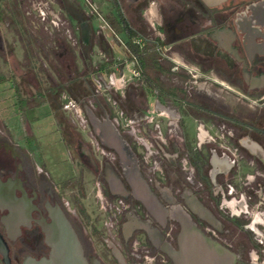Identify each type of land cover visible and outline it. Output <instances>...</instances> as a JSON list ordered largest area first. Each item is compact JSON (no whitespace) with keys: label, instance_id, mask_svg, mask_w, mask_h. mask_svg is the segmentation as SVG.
<instances>
[{"label":"flooded vegetation","instance_id":"af4514ba","mask_svg":"<svg viewBox=\"0 0 264 264\" xmlns=\"http://www.w3.org/2000/svg\"><path fill=\"white\" fill-rule=\"evenodd\" d=\"M82 1L90 20L97 22L98 27L100 15L110 29L98 33L96 30V39L104 34L118 37L110 14L101 12L97 0ZM98 1L107 9L113 6L122 13L138 35L131 39L132 44L138 40L141 49L151 42L157 53V66L149 70L152 86L145 82L137 57L129 56V61L135 58L139 75L126 85L125 101L120 102L123 115L133 121L143 140L136 139V132L117 129L132 151V138L143 154L144 139L151 144L149 160L143 156L140 162L135 150L133 153L139 172L161 205L162 216L153 217L133 198L127 182L131 168L101 144L88 119L84 131L88 143L71 133L79 167H87L102 183L99 186L97 182L96 193L106 202L127 206L116 219L117 238L109 236L110 229L103 225L104 215L101 227L108 243L116 248V244H122L121 221L128 215L135 219L137 230L127 244L126 263L144 264L131 256V245L137 241L142 250L154 257V264H264V220H260L264 219V0H224L213 6L203 0ZM89 4L94 7L93 12ZM163 49L182 62L178 63L182 73L177 67L164 65L166 60L175 61L162 55ZM191 61L197 64L195 69L183 64ZM164 74L187 76V82L183 86L169 85L161 80ZM197 89L203 92L200 99L190 93ZM224 90L237 95L238 100L241 97L243 103H252L248 104L252 111H225L219 95ZM147 93L154 100L151 113L147 109ZM188 111L201 117L195 133L197 148L193 150L183 133ZM148 117H152L150 124ZM98 118L104 120L106 116ZM162 118L166 119L163 126ZM90 137L104 149V154L96 155ZM63 140L69 152L66 138ZM25 153L0 122V181H14L15 195L29 202L26 210L30 216L19 224L15 234L4 224L10 211L0 209V239L6 249L5 259L0 255V264H24L28 258L46 257L49 249L37 221L49 222L50 207L59 206L66 214L54 187L40 168L36 171L32 167ZM112 174L123 187H115L114 193L107 182ZM160 176L166 179V185ZM67 217L85 254L91 256L88 244ZM156 231L160 234L157 247L153 242Z\"/></svg>","mask_w":264,"mask_h":264},{"label":"rangeland","instance_id":"374dc122","mask_svg":"<svg viewBox=\"0 0 264 264\" xmlns=\"http://www.w3.org/2000/svg\"><path fill=\"white\" fill-rule=\"evenodd\" d=\"M47 2L48 4L45 6V11L51 14H58L60 17V21L62 22L59 27H56L54 29L47 28V30L44 29V26L40 24L38 21L39 18L36 15V10L31 8L30 6H25V9L23 10L24 15L26 16V13H30L28 16V19H26V26L30 30V33L28 32L27 38L30 37V40L32 41V38L41 37V33L46 35L48 33H56L58 35H61L63 40L66 42L67 46L73 51L77 52L75 63L77 68L81 73H85L86 71H89L92 74L93 68L98 69L102 67V79L105 81V83L109 80V72L112 71V67L115 65H118V68L120 66V61H118V57H123L122 50L119 46H121L116 37H111L110 43H114L113 51L114 55L113 58L109 61V58L105 57L103 58L102 54H100L97 51H90L91 56L89 58V68L85 65L84 60L80 55L78 54V37L77 33H75L76 29L72 26L69 19L67 18V15H65L60 7V3L58 0H43L42 1ZM40 0L31 2V6L38 8L37 10H43L42 6H40ZM59 6H57L56 4ZM97 6L101 9L102 13L107 12V8L104 6L102 1L95 2ZM45 4V3H44ZM30 5V4H29ZM31 8V11L29 10ZM23 9V8H22ZM44 11V12H45ZM100 11V10H99ZM36 13V14H35ZM51 14H46L45 20L48 22V20L53 19L51 17ZM27 17V16H26ZM143 23L145 19L140 16ZM50 23V22H48ZM69 24V25H68ZM39 29V30H35ZM68 31V32H67ZM64 32H67V34H64ZM144 34V32H143ZM68 35V36H67ZM150 38H153V35L149 33L148 35ZM32 37V38H31ZM101 38H98L96 40H100ZM72 42L74 44L72 45ZM32 51L34 52V55L37 57L38 61H41L39 53L40 49L37 47V45L32 46ZM162 55H169L168 50L163 49L161 51ZM115 57V58H114ZM169 57L173 58L175 63L171 62L170 60H166L164 62V65L166 67H177L178 72H181L180 64L182 63L179 59L174 57L173 55H169ZM163 58V57H162ZM56 68H59L62 72V68L55 59L53 61ZM184 65L195 69L197 67V64L194 63V61H191L190 63H183ZM43 68L45 71L44 77H45V86L51 85L56 82L58 79L56 76V73L54 70H50L48 63L45 62V65H43ZM46 72V73H45ZM182 73V72H181ZM184 75V74H183ZM66 77V76H65ZM25 78L28 80V77L25 76ZM25 79V80H26ZM90 83L92 86V89L96 93L95 97H91L86 99V102H82V104H79L75 99L71 98L70 95L66 92H60L58 93V102L61 105V111H62V119L65 122V125L62 128L61 134L64 138H66V142L69 144V152L65 150L63 145L61 144L60 136L57 133L56 125L53 122L52 118L49 117L48 110L45 109H35L34 101L28 102V104L25 107V110L29 113V119L26 122V128L23 129L26 132V136L30 138L26 141V145L24 147H20L21 149L26 151V156L28 159H30L32 163V167L37 171V168H40L42 170V175L46 178V180L54 187V190L56 191L58 197L63 202V205L66 210L67 216L72 220L75 227L78 229L80 236L85 240V242L88 244V248L90 250V254L94 255L102 264H115L113 259L110 256L109 250L104 246L103 243L100 242V240L93 234V229H96L97 232L101 233V235L106 240L107 237L104 235L103 230L101 229V223L104 218V212H101L100 210V204L99 200L95 197L96 194V184L98 182L99 186H102V183L100 182V179H97L94 177L90 171L87 169V167H79L78 165V158L76 157L75 150L73 148V142H74V135H71V133L78 135L84 142L88 143L87 138L85 137V132L82 130V128L79 125L78 119H76L75 112L73 108L70 106V100H74L77 107L79 108V113L81 116L86 118L85 111L89 110V108H93L96 110V112L99 115H102V109H104L108 115L109 119L117 118L119 122L125 123V120L127 118L123 115L125 112L124 109L121 107L120 103L115 102L113 100V97L111 95L114 94L115 96H118L122 98V104L125 101V98H123V91H115L113 89H107L104 90L103 85H100V81L98 78H95L94 76H89ZM197 84L200 86L201 82L198 78H196ZM26 80V81H27ZM161 80L169 85H178L183 86L185 82H187V76L178 77L176 75H162ZM29 83H31L28 80ZM18 87L20 90V93L23 95L25 92L32 93L33 90L31 88H27L26 85H24L23 80H19ZM193 88H196L194 84H191ZM10 84L7 83H0V112L2 116H11L15 112V106L11 105L13 102V98H10V95H12L11 88L9 89ZM199 88V87H197ZM191 96H195L196 98L200 99L203 92L200 91V89L197 90H191L190 91ZM220 100L223 101L224 109L225 111L229 112H236L240 111V114H247L249 111H252V108L248 107V104L253 105L249 102H241L242 98L235 94H232L231 92L223 91L222 93H219ZM146 101H147V109L151 113L153 110V104L154 100L152 95L149 93L146 94ZM68 109H63L64 105H68ZM18 106V103L16 104ZM85 106L86 108H83L82 106ZM98 106V107H97ZM190 115H187L185 117V120L183 122V133L184 137H186L190 148L193 150L197 148V140L195 138V133L197 127L201 124L199 121L201 117L199 115H194L191 111H188ZM34 118H37L38 123H35L32 121V123L29 122V120H34ZM156 118H161L156 116ZM87 119V118H86ZM163 123L162 126L165 124L164 118H162ZM13 120V119H12ZM34 123V124H33ZM2 124V123H1ZM119 129L122 130L124 133H126L127 127H124L123 124H120ZM165 127V126H164ZM18 129L19 125H18ZM6 130V127H5ZM34 130V132H33ZM32 131V133H31ZM7 132V130H6ZM35 133V134H33ZM17 137L23 138V133L20 132ZM12 141L17 144V139L11 138ZM130 145L132 149L135 150V154L137 155L140 162L143 161V150L141 147L135 142V140L132 138L129 140ZM22 145V144H21ZM96 155H98L96 153ZM98 159V158H97ZM99 160V159H98ZM152 160V159H151ZM152 161H149V165H151ZM164 164H166L163 161ZM48 166V168H46ZM151 167V166H148ZM159 179V178H158ZM163 184H167L166 179L164 177L160 176L159 179ZM101 188V187H100ZM82 191V195L81 192ZM105 194V192H104ZM78 197L79 202L76 201V198ZM82 211L84 212V215L82 214ZM264 220V219H260ZM90 222L91 224L89 225ZM257 228V226H256ZM262 228V227H260ZM261 231V229H259ZM138 263V262H137Z\"/></svg>","mask_w":264,"mask_h":264},{"label":"crops","instance_id":"0c3cea01","mask_svg":"<svg viewBox=\"0 0 264 264\" xmlns=\"http://www.w3.org/2000/svg\"><path fill=\"white\" fill-rule=\"evenodd\" d=\"M58 1L60 3V7L56 3L55 4L59 8H61L62 12L65 15H67L70 23L72 24L74 29H76L75 33H77L78 37V54L84 60L85 65L88 68L90 66V51H97L103 56L109 58L110 61L114 55V43H110L111 38L107 34H104L100 40H96L95 31L98 23L90 20L83 1ZM30 2L31 0H0V10L3 12V17L0 19V83L10 84L9 89L11 88L12 91V95H10V98H13V101L16 100V102H13L11 104L12 106H15V112L11 116L12 118H10L9 116H2L0 112V122L3 124L4 128L6 127L7 133L10 138H18L17 145L20 147H24L26 145V141L30 138L26 136V132L23 129L26 128V122L29 119V113H31L26 111L25 107L28 102L32 100L34 101L35 109L39 110L41 108H46L48 110L49 117L52 118L57 127L56 131L60 136L61 144L67 151V147L64 143L61 131L58 130L50 96L46 94L45 99L47 100V102L40 104L38 103L39 101H42V98L37 96V92L43 91L48 86H50H45L44 84L45 77L43 71L45 70L43 68V65H45V62L48 63L50 70H54L56 73L58 79L51 85L57 84L59 80L64 81L65 78H75L76 75H79L80 77L85 76L88 79L89 76L94 75H91L89 71H86L85 73H81L79 71L75 63L77 52L73 51L67 46L61 35L50 32L46 35L41 33V37H36V39L31 37L32 41L30 40V37L27 38L28 32L30 33V30H26L28 29V27L26 26V19H28V14H26V17L25 15H22V12L25 9V6L29 7ZM107 13L110 14L112 18V16L116 14V9L113 6H109L107 9ZM35 30L39 29L35 28ZM116 33L118 34V38L121 39L126 45V42L128 40L125 34L118 32ZM33 45H37V47H39V56L41 61H38L37 57L34 55V52L31 49ZM119 47L122 50L123 57H114L115 59H118V61H120L121 65V67H119L117 71L118 74L124 70L123 65L129 63L130 59L128 49H124L122 46ZM55 59L57 60V62H59L63 72L59 68L55 67L53 63ZM113 64L115 65V63ZM94 69L95 68H93L92 71H94ZM102 70V67H100L99 70L97 69L98 73H100L101 75ZM25 76L28 77V80L31 83L28 82ZM19 80H23L24 85H26L27 88H31L33 92H25V94L22 95L17 85ZM100 82L105 83V81ZM52 95H54V93ZM17 103L18 106L16 105ZM32 121L38 123L37 118H34V120H29L30 123H32ZM18 125L20 130L18 129ZM20 132L23 133V138L17 137ZM46 168H48V166ZM135 224V219H133L132 216L125 215L122 218L120 227V237L122 239V244L116 245H118L117 249L121 252L126 260L128 257L127 244L132 238L134 231L137 230ZM156 234L160 236L158 231H156ZM100 242L108 248L111 256V248L109 246L108 239L105 240L103 237V240H100ZM127 264L139 263L127 261Z\"/></svg>","mask_w":264,"mask_h":264},{"label":"water","instance_id":"95a60500","mask_svg":"<svg viewBox=\"0 0 264 264\" xmlns=\"http://www.w3.org/2000/svg\"><path fill=\"white\" fill-rule=\"evenodd\" d=\"M203 1L208 6H213L220 4L224 0ZM86 117L100 139L101 144L113 151L120 163L131 168L127 182L133 198L153 217L162 216L163 210L161 205L138 170L135 154L122 139L112 120L109 117L99 120L91 110H86ZM112 176L111 181L107 182L111 192L114 193L115 187L119 189H123V187L119 178L115 174H112ZM26 204L29 205V202L25 198L20 199L16 197L14 181H0V209H7L11 213L5 219L4 224L9 231L12 229L15 234L19 232V224L30 219L29 212L26 210ZM48 217L49 222H45L44 220L37 221L41 227L44 242L49 249L48 255L39 259L28 258L24 264H102L94 255L87 256L85 254L77 232L59 206L50 207L48 209ZM144 229L146 232L149 231L146 228ZM154 235L153 242L157 247L160 238L155 232ZM109 246L111 248V256L117 264H127L121 252L113 244L110 243ZM0 255L5 259L6 249L1 239Z\"/></svg>","mask_w":264,"mask_h":264},{"label":"built area","instance_id":"2783aa9c","mask_svg":"<svg viewBox=\"0 0 264 264\" xmlns=\"http://www.w3.org/2000/svg\"><path fill=\"white\" fill-rule=\"evenodd\" d=\"M33 1H37V0H31V2ZM43 0H40V6H42V8L45 11V6L48 4L47 2H42ZM31 2H30V7L33 8L34 10H36V15L38 16L37 18L38 21L40 22L41 25L44 26V29L47 30V28H51L54 29L56 27H59V25L62 23L60 21V17L57 14H51L48 12H44L43 10H37L38 8L33 7L34 5L31 6ZM88 3V2H87ZM90 6V10L93 12L95 9L94 7L89 4ZM31 8L29 9L31 11ZM28 14V16L30 15V13H26ZM46 14H51V17L53 19L48 20V22L44 21L45 20V16ZM99 19V25L97 27V33L101 32L104 28L109 29V27L106 25V23L102 20V18L100 17V15L98 16ZM48 31V30H47ZM110 31V29H109ZM68 32V31H67ZM67 32H64V34H67ZM68 36V35H67ZM116 37V36H115ZM118 43L124 48L126 49V45L123 41H121L118 37H116ZM134 44L139 45V41L138 40H134L133 41ZM74 44V42H72V45ZM103 56V55H102ZM104 58V56H103ZM136 60L133 57L131 59V61H129V63L123 65L124 66V70L121 73H117L118 71V65H114V67H112V71L109 72V80L106 83H99L100 85H103L104 90L107 89H113L115 91H123L124 88L126 87V85L133 79H136L139 75V71L136 68ZM121 66V65H120ZM70 106L73 108L74 112H75V116L76 119H78L79 121V125L82 128L83 131L87 130V120L85 117L81 116L79 113V108L77 107L76 103L74 100H70ZM69 108V104L68 105H64L63 109H68ZM148 123L150 124L152 121V117H148L147 118ZM113 124L119 128V126H121L120 124H123L124 127H127L128 129L127 131H132V132H136V134H138V129L136 128V125L133 123V121L131 120H125V123H121L118 121L117 118L112 119ZM135 134V137L137 140H143L142 137L138 134V136ZM90 144L92 146V149L98 153V154H104L105 151L104 149L98 144V142L93 138L90 137L89 138ZM144 146L146 148V150L144 151V159L147 161L149 160L151 153H152V149H151V144L148 143L145 139H144ZM96 197L99 200V204H100V210H102L104 212V214H106V218L103 222L104 227L110 229V234L109 236L112 238H117V231L115 229V223H116V219L119 217V215L124 212V210L127 208L126 205H123V208L121 207L122 205L120 204V202H116V203H109L106 202L102 199V197L100 196V194L97 192L96 193ZM131 256H133L136 259H139L140 261H142L144 264H154V257L150 254H148L145 250H142L140 244L137 241H134L131 245Z\"/></svg>","mask_w":264,"mask_h":264},{"label":"trees","instance_id":"16d2710c","mask_svg":"<svg viewBox=\"0 0 264 264\" xmlns=\"http://www.w3.org/2000/svg\"><path fill=\"white\" fill-rule=\"evenodd\" d=\"M22 15L24 16V12H22ZM3 17V12L0 10V19ZM111 24L113 28L115 29V32L118 33H124L127 37L126 46L128 49V54L130 56L137 57V60L141 67H143V78L145 79V82H147L150 86L154 83V80L152 79L151 74L149 73V70L152 69L154 66H157V53L155 51V46L151 42H146L143 48H139L137 45L131 43V39L133 37L138 36L137 32L128 24L127 20L124 18L122 13L120 11H117L115 15L111 18ZM122 25L123 28L120 27ZM93 74L95 78H98L99 81H102V75L98 73L97 69L93 71ZM93 77V76H92ZM78 78V79H77ZM90 79L83 76L80 77L79 75L72 77L70 79L65 78V80H59L57 84L50 85L43 91L37 92V96L42 98V101H39L38 103H45L47 100L45 99L46 94L50 96V99L52 101V108L53 113L57 121L58 130L62 131L63 126L65 125V122L62 119V111H61V105L58 102V93L60 92H66L70 95L71 98L75 99L79 104H82V102H86V99L95 97L96 93L92 89ZM54 93V95H52ZM166 94L168 93L165 92ZM113 100L115 102L120 103L121 98L118 96H115L112 94ZM57 96V97H55ZM49 102V101H48ZM83 108H86L84 105ZM94 115L98 117H102L103 115L106 117H109L108 113L102 109V115H99L94 112L92 109L89 108ZM104 112V113H103ZM99 119V118H98ZM134 151V149H133ZM82 195V191L80 192ZM76 201L79 202L78 197L76 198ZM82 214L84 215V212L82 211ZM93 234L99 239L103 240V236L97 232L96 229H93ZM115 262V261H114ZM116 263V262H115Z\"/></svg>","mask_w":264,"mask_h":264}]
</instances>
